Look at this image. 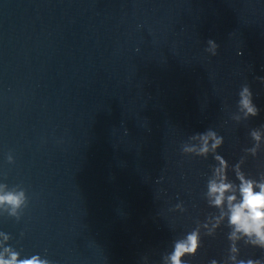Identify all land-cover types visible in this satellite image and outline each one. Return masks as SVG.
Returning <instances> with one entry per match:
<instances>
[{"label":"water","instance_id":"95a60500","mask_svg":"<svg viewBox=\"0 0 264 264\" xmlns=\"http://www.w3.org/2000/svg\"><path fill=\"white\" fill-rule=\"evenodd\" d=\"M261 78L264 0H0V183L29 197L0 231L52 264H162L217 212L202 197L216 161L181 145L212 128L235 165L264 125ZM245 83L260 112L237 123ZM242 168L258 178L264 146ZM228 232L202 234L188 264L222 262Z\"/></svg>","mask_w":264,"mask_h":264},{"label":"clouds","instance_id":"9594fccd","mask_svg":"<svg viewBox=\"0 0 264 264\" xmlns=\"http://www.w3.org/2000/svg\"><path fill=\"white\" fill-rule=\"evenodd\" d=\"M207 45L205 51L215 56L219 45L212 39L207 41ZM238 97L237 111L231 115L233 121L239 123L259 115L260 110L253 102L249 84L241 86ZM249 135L253 146L243 149L245 155L231 166L218 154L224 138L212 128L190 135L188 141L181 145V153L185 156L207 159L211 155L216 161L211 166V174L207 178L206 191L202 193V197L217 212L209 214L203 222L197 220L193 230L176 238L172 242V250L163 255L162 264H188L185 258L198 253L202 246V234L215 236L222 225L229 229L228 252L222 262L213 259L210 264H264V259L261 258H240L241 242L246 247L264 251V172H260L259 177L255 178L242 168L247 157H256L264 146V125L253 128ZM7 160L14 163L11 154L7 156ZM230 168L235 180L228 176ZM28 205L29 197L23 187H9L6 183H0V215L6 214L19 221ZM172 211H186L183 202L177 203ZM11 239L10 234L0 231V264H52L50 259L40 254L22 257V249L18 251L9 244Z\"/></svg>","mask_w":264,"mask_h":264}]
</instances>
